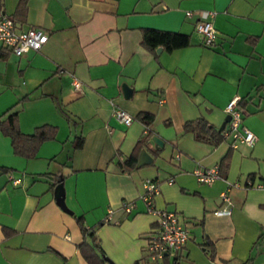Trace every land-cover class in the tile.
<instances>
[{
    "label": "crops",
    "instance_id": "obj_1",
    "mask_svg": "<svg viewBox=\"0 0 264 264\" xmlns=\"http://www.w3.org/2000/svg\"><path fill=\"white\" fill-rule=\"evenodd\" d=\"M23 2L0 0V10L16 30L38 28L47 39L20 56L0 45V115L13 107L23 134L40 125L55 132L24 158L0 131V264H89L77 247L76 217L93 228L108 259L101 264H147L144 243L156 218L141 199L145 181L158 185L154 208L179 213L187 225L177 264H264V0ZM202 10L213 12L212 47L194 29ZM144 29L185 34L188 44L147 49ZM234 96L251 145L182 132L197 117L218 128ZM114 108L132 117L129 125L113 118ZM139 112L153 116L162 146L155 159L145 149L151 163L123 170L120 161L144 132ZM227 151L223 177L198 183L193 171L216 166ZM57 184L70 212L55 200ZM222 192L227 214L215 213ZM203 238L213 243V260Z\"/></svg>",
    "mask_w": 264,
    "mask_h": 264
},
{
    "label": "built area",
    "instance_id": "obj_2",
    "mask_svg": "<svg viewBox=\"0 0 264 264\" xmlns=\"http://www.w3.org/2000/svg\"><path fill=\"white\" fill-rule=\"evenodd\" d=\"M189 16L190 12L185 11ZM212 11H199L198 19L194 24L195 31L201 37L202 45L212 47L215 44L216 31L212 26ZM46 33L38 28L28 27L24 30H16L13 21L0 10V45L15 56H20L28 50L37 51L46 41ZM72 87L78 89L80 82L73 78ZM238 97H232L225 106L226 115L229 116L222 129V136L230 139V147L234 148L237 144L251 145L255 139L253 133L241 123L242 112L238 105ZM113 118L122 125H129L132 117L120 108L112 110ZM193 175L198 183L210 184L216 178L217 166L208 169H195ZM14 180L13 182H17ZM172 179H167L170 184ZM158 191V185L153 181L143 183L141 199L144 200L147 209L154 213V229L148 234L144 243V252L148 260L158 262L164 254H173L180 250L188 239V228L182 216L172 210L155 209L152 198ZM223 206L215 209V213H229L230 200L225 192L219 195ZM123 207L128 210L130 203L124 202Z\"/></svg>",
    "mask_w": 264,
    "mask_h": 264
},
{
    "label": "trees",
    "instance_id": "obj_3",
    "mask_svg": "<svg viewBox=\"0 0 264 264\" xmlns=\"http://www.w3.org/2000/svg\"><path fill=\"white\" fill-rule=\"evenodd\" d=\"M23 1L24 0H19L20 5L24 3ZM141 43L150 50H153L157 46H161L166 50H171L186 46L188 44V37L187 35L178 32L144 29L141 33ZM238 105L242 106L241 100L238 101ZM134 118L140 121L145 128L143 134L134 145L133 152L120 161L121 168L123 170H130L133 167L135 168L136 153H138L141 148L146 149L154 159L157 157V153L159 151V148L153 147L154 145L151 146L153 144L151 139L154 136V133L150 129V125L152 123L153 116L148 113L139 112ZM0 131L9 137L14 154L24 158H32L35 156L41 143L53 139L55 128L51 125H40L35 127L32 133L23 134L18 128L17 110H14L12 107L0 115ZM182 132L191 133L196 141H210L213 144H218L226 139L222 136V130L219 131L218 128H214L202 117L185 121L182 125ZM81 144L82 137H78L76 138L73 147L78 148ZM228 161L229 151H227L220 158L218 164L216 165L218 178L223 177V174L228 166ZM76 220L83 236L82 240L77 245L81 256L89 264H101L103 261L108 260L99 245L93 228H86L83 225L81 217H76ZM201 245L206 246L208 250V257L213 260V243L207 238H203ZM181 249L173 253L171 258H169L168 254H164L155 264H177ZM246 262L247 261H244L238 264H248V262Z\"/></svg>",
    "mask_w": 264,
    "mask_h": 264
},
{
    "label": "water",
    "instance_id": "obj_4",
    "mask_svg": "<svg viewBox=\"0 0 264 264\" xmlns=\"http://www.w3.org/2000/svg\"><path fill=\"white\" fill-rule=\"evenodd\" d=\"M159 49L160 48H157V51ZM122 91H123V96L127 98L130 94V88L128 86H126L125 84H122ZM228 119H229V116L225 115L222 123L218 127L219 131L222 130L223 128H225V123L228 121ZM151 140L154 143V147L160 148L162 146V140L159 139L158 137L153 136ZM151 161H152V157L146 152V150L144 148H141L139 150L138 155H137L135 168H138L141 165H147V164L151 163ZM54 194H55V200L59 204V206L63 210L70 212V210L66 207V205L63 201V190H62V187L60 184H57L55 186Z\"/></svg>",
    "mask_w": 264,
    "mask_h": 264
},
{
    "label": "rangeland",
    "instance_id": "obj_5",
    "mask_svg": "<svg viewBox=\"0 0 264 264\" xmlns=\"http://www.w3.org/2000/svg\"><path fill=\"white\" fill-rule=\"evenodd\" d=\"M143 256H144V252H143ZM144 261H145V263H147V264H151V263H153L151 260H148V259H147V260L144 259Z\"/></svg>",
    "mask_w": 264,
    "mask_h": 264
}]
</instances>
